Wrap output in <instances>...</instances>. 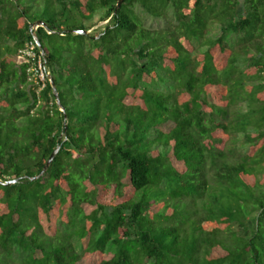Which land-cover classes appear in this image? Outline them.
<instances>
[{
    "label": "trees",
    "instance_id": "16d2710c",
    "mask_svg": "<svg viewBox=\"0 0 264 264\" xmlns=\"http://www.w3.org/2000/svg\"><path fill=\"white\" fill-rule=\"evenodd\" d=\"M117 1L0 0V264H264V0Z\"/></svg>",
    "mask_w": 264,
    "mask_h": 264
},
{
    "label": "water",
    "instance_id": "95a60500",
    "mask_svg": "<svg viewBox=\"0 0 264 264\" xmlns=\"http://www.w3.org/2000/svg\"><path fill=\"white\" fill-rule=\"evenodd\" d=\"M123 0H118L117 3H116V6H115V9H117L120 4L122 3ZM44 26V23L42 21H36V22H33L31 24V29L34 28V27H43ZM74 34H81V35H86L87 33H89L88 30H74L73 31ZM32 38L34 39L35 43L37 44L38 46V41H37V37H36V34L33 33L32 34ZM48 79L50 81V85H51V88H52V91L55 93V86H54V82L51 78V76H48ZM55 95L57 96V94L55 93ZM56 103L58 104V99H56ZM59 150V147H56L52 153L49 155L46 163L44 164L43 168L41 169L39 175L35 176L34 179L38 178L39 176H41L45 171L46 169L48 168L49 164L52 162L54 156L56 155V153L58 152ZM16 180H12V181H7L5 182L4 184H13L15 183Z\"/></svg>",
    "mask_w": 264,
    "mask_h": 264
},
{
    "label": "built area",
    "instance_id": "2783aa9c",
    "mask_svg": "<svg viewBox=\"0 0 264 264\" xmlns=\"http://www.w3.org/2000/svg\"><path fill=\"white\" fill-rule=\"evenodd\" d=\"M34 49H35L34 43L28 42L24 50L21 51V54L29 58H35L36 55H35ZM42 57H43V54L39 52V54L36 57V67L34 68L35 76L41 82H43L46 78H48V72L45 70Z\"/></svg>",
    "mask_w": 264,
    "mask_h": 264
},
{
    "label": "rangeland",
    "instance_id": "374dc122",
    "mask_svg": "<svg viewBox=\"0 0 264 264\" xmlns=\"http://www.w3.org/2000/svg\"><path fill=\"white\" fill-rule=\"evenodd\" d=\"M138 12H140V16L142 18V21H143V24L146 26V28H149V29H156V28H164L166 27V21L165 20H162V19H152L149 15L147 14H143L140 9H138ZM97 20L98 18L95 17L94 18V22L97 23ZM104 23H99L97 24V26H93V28H91L89 31H91L92 29H97L99 26H102ZM215 32V33H214ZM212 33V36L215 37L219 34V30L218 29H215ZM19 58H23V56L20 54V57ZM59 228H61L63 230V228L61 227V225L59 224L58 225ZM14 258L16 260L19 261V254L17 252H15L14 254Z\"/></svg>",
    "mask_w": 264,
    "mask_h": 264
},
{
    "label": "clouds",
    "instance_id": "9594fccd",
    "mask_svg": "<svg viewBox=\"0 0 264 264\" xmlns=\"http://www.w3.org/2000/svg\"><path fill=\"white\" fill-rule=\"evenodd\" d=\"M37 27H34V28H32V29H36ZM89 31V30H88ZM90 32V31H89ZM21 52V51H20ZM21 54V53H20ZM22 55V54H21ZM23 56V55H22ZM23 57H26V56H23ZM49 76V75H48ZM62 110V109H61Z\"/></svg>",
    "mask_w": 264,
    "mask_h": 264
}]
</instances>
